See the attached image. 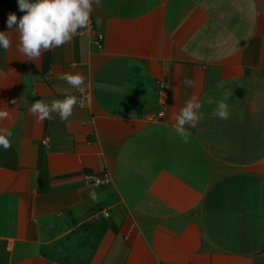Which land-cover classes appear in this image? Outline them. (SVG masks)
Here are the masks:
<instances>
[{
    "label": "crops",
    "instance_id": "0c3cea01",
    "mask_svg": "<svg viewBox=\"0 0 264 264\" xmlns=\"http://www.w3.org/2000/svg\"><path fill=\"white\" fill-rule=\"evenodd\" d=\"M12 12L0 0V264H264V0H99L93 32L32 60ZM65 93L66 121L29 111ZM226 96L220 119L207 99Z\"/></svg>",
    "mask_w": 264,
    "mask_h": 264
},
{
    "label": "clouds",
    "instance_id": "9594fccd",
    "mask_svg": "<svg viewBox=\"0 0 264 264\" xmlns=\"http://www.w3.org/2000/svg\"><path fill=\"white\" fill-rule=\"evenodd\" d=\"M93 3L99 4V0H17L18 9L23 15L17 17L15 12L9 13L6 23L9 29L18 32V51L29 60L37 59L42 50L60 47L70 41L78 29L85 28L93 10ZM8 32L0 31V50H7L10 47ZM59 79L74 88H79L84 82L82 75L70 72L63 73ZM183 83L186 87L194 86L191 79H185ZM228 96L218 100L212 97L207 99V103L215 105L213 114L220 119L229 117L226 103ZM76 103L77 98L74 95L65 93L62 99H52L50 102L36 100L30 105L29 111L41 121L52 120L54 118L52 114L66 121L72 115ZM201 107L202 104L195 96L190 97L175 117L176 122L172 128L185 141L188 139L185 125L196 127ZM7 117L6 111H0V119ZM11 136V130H0V147L9 148ZM90 196L95 199L94 193H90Z\"/></svg>",
    "mask_w": 264,
    "mask_h": 264
},
{
    "label": "built area",
    "instance_id": "2783aa9c",
    "mask_svg": "<svg viewBox=\"0 0 264 264\" xmlns=\"http://www.w3.org/2000/svg\"><path fill=\"white\" fill-rule=\"evenodd\" d=\"M93 30H94V21L92 18V14L90 13L88 25L83 29H78L77 33H75L72 37L84 36L90 32H93ZM98 40H99V42H101L103 40L102 34H98ZM89 96H90L89 91H87V89H81L80 90L79 103L81 105L85 104L89 100ZM163 116H164V112L161 111L158 113L157 118H162ZM84 179H85L87 184L94 185V186H99L101 184H105L108 182V180L106 178H101L100 176H97V175L92 174V173H86L84 175Z\"/></svg>",
    "mask_w": 264,
    "mask_h": 264
}]
</instances>
